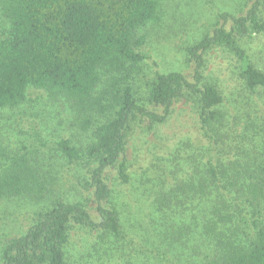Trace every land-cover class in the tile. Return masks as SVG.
Returning <instances> with one entry per match:
<instances>
[{
	"label": "trees",
	"instance_id": "obj_1",
	"mask_svg": "<svg viewBox=\"0 0 264 264\" xmlns=\"http://www.w3.org/2000/svg\"><path fill=\"white\" fill-rule=\"evenodd\" d=\"M247 1L242 12L219 11L209 31L185 47L193 65L189 75L154 72L144 95L136 97L131 77L144 59L137 48L149 25L160 20L162 0H0V109L20 104L30 90L55 101L66 116L58 111L53 148L67 165L94 164L85 174L88 199L48 201L57 181L53 170L38 164L24 145L9 149L0 143V202L26 196L45 205L31 214L22 233L5 240L0 264H70L63 248L72 225L101 231L102 242L123 239L105 171L128 184L126 152L135 125L174 127L178 102L189 103L198 133L179 130L165 137L167 143L175 139L179 153L188 148V157L164 163L166 155H157L159 175L171 177L174 185L156 196L165 204L167 194L176 193L172 199L184 202L181 212L196 214L191 236L210 252L209 259L190 264H264V64L259 50L246 46L260 45L264 6L262 0ZM218 49L237 64L230 82L204 80L206 57ZM203 146L210 152L204 154ZM168 233L153 254L154 264L181 257L174 251L179 229ZM115 248L113 243L102 252L94 249L96 258H88L99 264L105 256L103 264H120L111 254Z\"/></svg>",
	"mask_w": 264,
	"mask_h": 264
},
{
	"label": "rangeland",
	"instance_id": "obj_2",
	"mask_svg": "<svg viewBox=\"0 0 264 264\" xmlns=\"http://www.w3.org/2000/svg\"><path fill=\"white\" fill-rule=\"evenodd\" d=\"M246 1L162 0L160 20L149 25L146 38L137 48L138 52L144 54V59L140 62L142 69L134 72L131 77L135 96L144 95V83L153 77L154 72L176 69L189 75L193 65L187 60L185 47L209 31L219 11L228 9L231 12H242L246 9ZM262 2L264 6V0ZM262 36L259 47L255 46L258 42H248L246 46L250 45V51L259 50L256 56L263 59L261 63L264 64V33ZM236 70L234 56L218 49L206 57L204 80L230 82L236 77ZM39 98L37 91L30 90L27 98L20 104L0 109V143L9 149L24 145L28 155L34 157L38 164L45 169L53 170L57 181L52 194L47 196L48 201L57 199L58 196L68 200L79 198L86 200L90 197V189L86 184L85 174L94 164L88 165L84 161L75 165L66 164L67 159L53 148L51 142L55 137L51 129L59 132L56 121L58 111L65 116L66 112L60 109L55 101H44ZM172 118L176 122L172 128L156 125L148 130L147 121L135 125L126 152L131 175L128 184L120 183L113 170L105 171L106 182L112 190L111 204L120 211L124 238L117 241L110 238L102 242L99 237L101 231L72 225L69 229L68 242L63 248L66 262L93 264L88 257L96 258L94 249L102 252L115 243L116 248L111 250V254L118 255L120 264H154V252L157 251V247L163 246L160 239L170 237L172 234L168 232H176L177 229L180 240L174 245V251L181 257L167 261L166 264H190L209 259L206 256L210 252L207 247L202 246L198 239L191 236L190 229L194 228L193 219L196 214L190 217L181 212L180 207L182 208L184 202L180 203L181 197L172 199L176 193L167 194L169 201L164 200L165 204L159 201L160 196H156L162 190L169 191L170 186L174 185L171 184V177L166 180L163 174L159 175L157 155H166L164 163L171 161L172 157L176 159L188 157V146H185L186 151L185 147L180 146L185 154L181 151L179 153L175 139H170L167 143L165 137L170 138L168 133L173 135L179 130L183 132L192 129L195 134L198 133V119L191 112L189 103H176ZM80 139L82 142L83 136ZM208 152L210 151L207 146H203V153ZM163 180L169 182L164 184ZM91 204V213L96 218L92 208L94 205ZM166 205L170 208L159 210V206L162 208ZM44 206L42 203L30 201L26 196L1 201L0 247L9 236L22 233L25 226L35 217L31 214ZM230 226L234 230L236 225ZM155 227L163 231H154ZM165 227L172 230L167 231ZM237 237L242 242L247 239V235L239 227ZM98 260L99 264H103L105 256Z\"/></svg>",
	"mask_w": 264,
	"mask_h": 264
}]
</instances>
